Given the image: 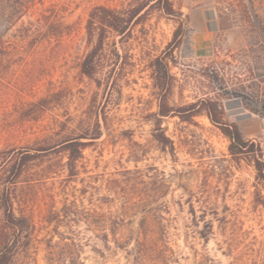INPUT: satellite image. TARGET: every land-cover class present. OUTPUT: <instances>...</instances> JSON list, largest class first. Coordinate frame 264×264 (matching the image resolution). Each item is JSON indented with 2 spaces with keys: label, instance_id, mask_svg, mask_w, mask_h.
Segmentation results:
<instances>
[{
  "label": "rangeland",
  "instance_id": "374dc122",
  "mask_svg": "<svg viewBox=\"0 0 264 264\" xmlns=\"http://www.w3.org/2000/svg\"><path fill=\"white\" fill-rule=\"evenodd\" d=\"M0 1V242L9 264H264L254 168L232 158L206 114L158 116L162 101L180 109L210 98L264 152L262 0H170L174 16L149 0ZM98 6L140 13L123 38L107 33L86 76ZM163 56L166 97L154 77ZM159 124L173 151L155 140ZM82 136L96 139H82L91 143L71 161L64 142Z\"/></svg>",
  "mask_w": 264,
  "mask_h": 264
},
{
  "label": "trees",
  "instance_id": "16d2710c",
  "mask_svg": "<svg viewBox=\"0 0 264 264\" xmlns=\"http://www.w3.org/2000/svg\"><path fill=\"white\" fill-rule=\"evenodd\" d=\"M150 2H154L153 6H157L161 9L166 15L174 16L177 15L173 3L170 0H149ZM252 4L254 0H249ZM264 3V0H262ZM243 3V0H242ZM10 17H17V20L22 16V12L18 8L17 4L10 3ZM5 5L0 1V17L2 13H4ZM140 13V9H137L135 13L129 14V17L125 16V14L104 6H98L94 8L91 12L88 23H87V34L88 41L93 43L94 47L90 54L85 58L81 65V73L86 76H92L97 71L96 57L100 54L105 46V41L107 38V33L113 31L118 35L122 36V38L126 35L128 31L129 24L132 20L137 17ZM139 20V18H138ZM183 24H180L176 31L174 32L173 40L168 46V55H172L176 48L179 47L182 37H183ZM4 42L0 37V52L4 51L3 48ZM166 54V55H167ZM168 69V64L165 56L159 57L155 61V71L154 77L156 81V85L161 89L164 93H167L171 86L168 82L170 77ZM164 93V96H165ZM166 97V96H165ZM165 99V98H164ZM221 107V111H216L214 109L213 102L210 98H205L196 103L190 104L183 108H177L169 106L167 101H162L160 103V111L158 116L160 118L168 117L170 115H179L183 117L184 113L187 112L188 116H186L188 120H191L193 117L198 116L199 114H206L210 121L220 128L223 134L229 139V152L232 158L237 161H245L249 165L254 168L256 173L255 179L257 182V195L261 199L263 196L260 190H264V152L261 147L253 141L246 140L239 127L235 123H231L224 118V110ZM185 118V117H184ZM155 140L161 145L163 149L174 150V144L170 137H168L165 132L161 129L160 124L156 128V133L154 134ZM82 139H96V138H87L86 136H82L76 138L74 140H68L64 142V149L70 150L71 161L75 159V154H78L83 148L87 147L91 142H81ZM49 148H41L39 151H46ZM33 156H24L23 163H26ZM9 221H15V214L13 213L12 206H7ZM2 243L0 242V264H9L11 261V253L10 252H1Z\"/></svg>",
  "mask_w": 264,
  "mask_h": 264
}]
</instances>
